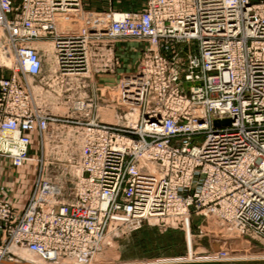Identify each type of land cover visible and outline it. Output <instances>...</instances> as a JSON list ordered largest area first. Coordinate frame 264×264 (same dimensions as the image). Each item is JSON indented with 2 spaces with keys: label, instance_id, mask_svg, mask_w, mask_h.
<instances>
[{
  "label": "built area",
  "instance_id": "2783aa9c",
  "mask_svg": "<svg viewBox=\"0 0 264 264\" xmlns=\"http://www.w3.org/2000/svg\"><path fill=\"white\" fill-rule=\"evenodd\" d=\"M85 1L0 0L15 65L0 82V165H37L30 138L48 124L76 120L78 129L68 192L40 171L23 210L0 200V255L16 247L49 263L89 264L145 223L186 232L192 213L264 240V0H145L141 12L98 13L109 21L91 19ZM117 40L148 43L139 73L118 87L119 104L138 110L135 126L90 116L95 107L82 100L72 104L82 120L56 116L26 90L42 70L40 42L71 79ZM192 42L198 54L183 69L176 46ZM183 71L200 83L188 93Z\"/></svg>",
  "mask_w": 264,
  "mask_h": 264
},
{
  "label": "rangeland",
  "instance_id": "374dc122",
  "mask_svg": "<svg viewBox=\"0 0 264 264\" xmlns=\"http://www.w3.org/2000/svg\"><path fill=\"white\" fill-rule=\"evenodd\" d=\"M91 1H93L92 4L88 3ZM144 1L87 0L83 10L109 21L108 16L99 14L122 11L141 12L144 10L142 5ZM13 2L18 5L20 0H13ZM7 43L0 30V55H8V61L0 57V82L10 80L15 70L12 51ZM147 46V42L117 40L112 46L110 55L93 54L91 56L90 68L86 74L67 79L58 74L51 44L46 41L40 42L38 47L41 53L42 70L39 75L27 78L28 89L26 90L30 94L33 93L40 107L43 108L46 105L48 111L56 116H77L82 120V112L78 115L72 110V104L82 100L87 105L95 107L93 110L88 109L90 116L94 115L108 123H129L135 126L138 110L132 112L119 104L118 87L124 77H135L139 73L143 51ZM176 51L182 62V68L185 69L188 65V54L194 56L198 54L197 43L180 44L176 46ZM184 74L183 71L181 81L183 90L188 93L191 87L198 86L200 83L184 81ZM21 81L23 82V79ZM75 121L69 120L73 123L63 125L48 124L43 132L31 135L29 154L37 160V165L26 164L18 169L8 163L0 165V171L2 168L13 170L16 178L19 176L18 172L25 173L22 175L25 177L22 179L25 195L19 208L6 197H0V200L12 204L16 212L23 210L40 171L64 181L65 190L69 191L72 170L69 161L75 157L77 148L76 131L78 129L74 124ZM12 182L8 186L11 187L10 189L14 188ZM199 226L210 229L211 232L202 234L199 232ZM189 227L190 229L185 232L179 229L163 230L158 226L145 223L137 231L115 238L111 247L93 264H264V259L257 260V258H264V240L262 239L253 235H230L221 230L213 219L195 213H192L190 217ZM13 257L12 248L1 252L0 264H13Z\"/></svg>",
  "mask_w": 264,
  "mask_h": 264
},
{
  "label": "crops",
  "instance_id": "0c3cea01",
  "mask_svg": "<svg viewBox=\"0 0 264 264\" xmlns=\"http://www.w3.org/2000/svg\"><path fill=\"white\" fill-rule=\"evenodd\" d=\"M88 3L92 4L93 1ZM18 173L19 176L18 178H16V173H14L13 170H9V169L4 170L2 168L0 171V197L8 198L10 201L13 202L14 205H16L17 208H19L20 203H22V199L25 195V189L23 188L24 184L22 180L25 179V177L22 176L25 175V173L23 171ZM11 182L14 184L13 189H10L11 187L10 188L8 187L11 184Z\"/></svg>",
  "mask_w": 264,
  "mask_h": 264
},
{
  "label": "bare ground",
  "instance_id": "6f19581e",
  "mask_svg": "<svg viewBox=\"0 0 264 264\" xmlns=\"http://www.w3.org/2000/svg\"><path fill=\"white\" fill-rule=\"evenodd\" d=\"M89 17H91V19H101V18H98L95 14H92V13H89L88 15ZM7 51V54H8V48L6 49ZM2 55V54H1ZM1 59L5 61V59L8 58V55L7 56H1ZM8 61V59H7ZM5 63V62H3ZM12 253L14 255L13 257V264H66V263H49V262H46L44 261L43 259H41L37 254L29 251V250H25V249H19V248H16V247H12ZM97 258H100L99 255H96L92 258V261H91V264L94 263V261L97 259ZM261 259H264V258H257V260H261ZM197 260V259H196ZM198 261V260H197ZM67 264H72V263H67Z\"/></svg>",
  "mask_w": 264,
  "mask_h": 264
},
{
  "label": "water",
  "instance_id": "95a60500",
  "mask_svg": "<svg viewBox=\"0 0 264 264\" xmlns=\"http://www.w3.org/2000/svg\"><path fill=\"white\" fill-rule=\"evenodd\" d=\"M230 123L229 120H214L213 125L214 126H221V125H228Z\"/></svg>",
  "mask_w": 264,
  "mask_h": 264
}]
</instances>
